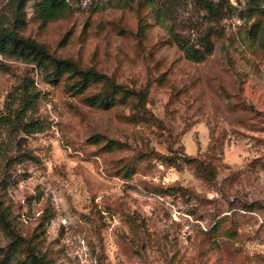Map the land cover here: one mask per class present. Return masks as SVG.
<instances>
[{
    "label": "rangeland",
    "instance_id": "374dc122",
    "mask_svg": "<svg viewBox=\"0 0 264 264\" xmlns=\"http://www.w3.org/2000/svg\"><path fill=\"white\" fill-rule=\"evenodd\" d=\"M204 1L0 0V264H264V0Z\"/></svg>",
    "mask_w": 264,
    "mask_h": 264
},
{
    "label": "trees",
    "instance_id": "16d2710c",
    "mask_svg": "<svg viewBox=\"0 0 264 264\" xmlns=\"http://www.w3.org/2000/svg\"><path fill=\"white\" fill-rule=\"evenodd\" d=\"M52 1H53V0H52ZM54 1H55V0H54ZM203 3H204V5H205V7H206L209 11H212V12L218 13L217 10H215L214 8H212V6H211V4H210L209 2L203 0ZM44 11H47V10L44 9ZM7 35H8V37H10V38H12V39H18L17 36H16V34L13 33V32L8 33Z\"/></svg>",
    "mask_w": 264,
    "mask_h": 264
}]
</instances>
